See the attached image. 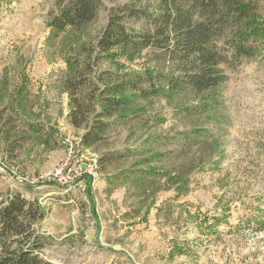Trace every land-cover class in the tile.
Listing matches in <instances>:
<instances>
[{"label":"rangeland","instance_id":"374dc122","mask_svg":"<svg viewBox=\"0 0 264 264\" xmlns=\"http://www.w3.org/2000/svg\"><path fill=\"white\" fill-rule=\"evenodd\" d=\"M55 1L0 0V203L18 192L46 208L38 231L55 264H264V56L226 69L220 104L202 116L187 91L157 97L141 103L137 120L83 146L98 160L122 153L99 163L91 191L86 180L72 190L27 181L56 167L65 140L79 137L62 88L73 45L98 35L109 9L130 0H104L82 33L56 38L46 26ZM165 59L148 49L103 68L144 70ZM195 128L206 136L187 147L149 143Z\"/></svg>","mask_w":264,"mask_h":264},{"label":"trees","instance_id":"16d2710c","mask_svg":"<svg viewBox=\"0 0 264 264\" xmlns=\"http://www.w3.org/2000/svg\"><path fill=\"white\" fill-rule=\"evenodd\" d=\"M139 3L130 0L112 6L101 32L73 45L62 88L69 98V121L83 146L104 141L113 124L137 120L145 113L141 103L157 97L187 91L202 116L220 104L221 87L228 81L226 69H239L246 61L264 56L261 0ZM103 7L104 0H56L46 26L55 38L69 30L82 33ZM148 49L164 53L162 67L103 68L105 62L118 57L134 60ZM204 131L195 128L172 138L155 135L149 143L187 147L205 137ZM120 156L118 151L106 153L99 163ZM85 180L91 191L92 180ZM46 216L38 200L18 192L0 203V264H55L43 256L46 244L38 231Z\"/></svg>","mask_w":264,"mask_h":264},{"label":"built area","instance_id":"2783aa9c","mask_svg":"<svg viewBox=\"0 0 264 264\" xmlns=\"http://www.w3.org/2000/svg\"><path fill=\"white\" fill-rule=\"evenodd\" d=\"M64 144L67 147L66 154L60 163L39 178L27 180L30 184L42 181L52 182L62 188L72 190L86 178L97 181L99 178L98 156L91 155L84 150L79 137L76 142L66 139Z\"/></svg>","mask_w":264,"mask_h":264}]
</instances>
